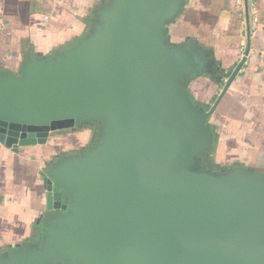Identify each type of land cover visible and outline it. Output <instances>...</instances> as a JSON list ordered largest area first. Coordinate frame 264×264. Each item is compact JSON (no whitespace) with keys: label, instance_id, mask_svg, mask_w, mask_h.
<instances>
[{"label":"water","instance_id":"1","mask_svg":"<svg viewBox=\"0 0 264 264\" xmlns=\"http://www.w3.org/2000/svg\"><path fill=\"white\" fill-rule=\"evenodd\" d=\"M184 1L112 0L71 50L0 71V142L14 152L101 126L86 153L48 168L41 242L0 264H264V174L209 165L211 117L246 58L209 110L194 104L185 81L214 64L170 44Z\"/></svg>","mask_w":264,"mask_h":264},{"label":"crops","instance_id":"2","mask_svg":"<svg viewBox=\"0 0 264 264\" xmlns=\"http://www.w3.org/2000/svg\"><path fill=\"white\" fill-rule=\"evenodd\" d=\"M111 1L0 0V71L20 76L32 58L51 60L71 50L92 34ZM248 3L250 39L245 0H185L167 31L173 46L193 44L213 61L212 74L185 81L193 103L205 110L246 58L211 117L215 141L209 165L219 172L239 167L264 174V0ZM93 136L94 130L76 126L19 152L0 142V255L41 242L51 215L47 170L76 155L82 144L94 145Z\"/></svg>","mask_w":264,"mask_h":264},{"label":"flooded vegetation","instance_id":"3","mask_svg":"<svg viewBox=\"0 0 264 264\" xmlns=\"http://www.w3.org/2000/svg\"><path fill=\"white\" fill-rule=\"evenodd\" d=\"M76 126H79V127H85V128H88V129H90V130H94L95 131V127L97 126L96 124H94V123H87V124H84V123H78V124H75V126L74 127H72V128H69V129H66V130H63V131H61V132H59V133H56L55 135H58V134H62V133H66L67 131H69L70 129H74ZM90 146H91V143H89V146L88 147H84V148H81L80 150H79V152H77L76 153V155H80V154H84L89 148H90Z\"/></svg>","mask_w":264,"mask_h":264},{"label":"rangeland","instance_id":"4","mask_svg":"<svg viewBox=\"0 0 264 264\" xmlns=\"http://www.w3.org/2000/svg\"><path fill=\"white\" fill-rule=\"evenodd\" d=\"M217 92V91H216ZM214 100L212 101V100H209L211 103H210V105L208 106V107H210L214 102H215V100L217 99V95L216 94H214ZM95 124L97 125V127H95L96 129H95V131H94V136H93V139H94V141L93 142H97L98 141V139H99V137H100V135H101V126H100V124H98V122H95ZM87 152V151H86ZM85 152V153H86ZM60 264H69V263H66V262H60Z\"/></svg>","mask_w":264,"mask_h":264},{"label":"trees","instance_id":"5","mask_svg":"<svg viewBox=\"0 0 264 264\" xmlns=\"http://www.w3.org/2000/svg\"><path fill=\"white\" fill-rule=\"evenodd\" d=\"M88 146H89V143H86L85 145L82 144V146H81L80 148H84V147L86 148V147H88ZM80 148H76L75 151H74V153L79 152ZM218 167H219V165H216V164H215V168L218 169Z\"/></svg>","mask_w":264,"mask_h":264}]
</instances>
